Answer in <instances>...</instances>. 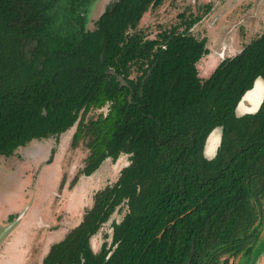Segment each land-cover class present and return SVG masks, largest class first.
Listing matches in <instances>:
<instances>
[{
	"label": "trees",
	"instance_id": "16d2710c",
	"mask_svg": "<svg viewBox=\"0 0 264 264\" xmlns=\"http://www.w3.org/2000/svg\"><path fill=\"white\" fill-rule=\"evenodd\" d=\"M78 1L0 0V156L58 140L75 125L71 147L83 143L88 155L73 184L108 158L130 156L42 264H229L251 256L264 218V102L242 117L236 108L264 80V30L202 79L197 65L208 41L191 29L203 15L183 12L150 38L139 25L164 0H113L92 30ZM89 112L96 115L86 119ZM218 127L221 144L208 159ZM123 210L95 252L92 238Z\"/></svg>",
	"mask_w": 264,
	"mask_h": 264
},
{
	"label": "rangeland",
	"instance_id": "374dc122",
	"mask_svg": "<svg viewBox=\"0 0 264 264\" xmlns=\"http://www.w3.org/2000/svg\"><path fill=\"white\" fill-rule=\"evenodd\" d=\"M112 1L94 0L88 29H94L96 20ZM208 3L213 9L192 30L195 36L208 41L209 54L198 63L202 79L263 32L264 0H164L148 11L139 25L150 38H155L161 28L178 23L183 11L202 14ZM95 115L96 112H89L85 117ZM76 128L77 125L58 140H35L11 157L0 156V264H42L50 246L82 221L85 210L93 206L96 191L115 183L120 171L129 165L127 154L116 161L108 158L91 176L82 175L73 184L88 155L83 143L78 148L71 147ZM124 214V210L114 213L92 238L95 252L105 240H110L106 235L112 234L113 221H121ZM229 264H264V218L252 255L241 254Z\"/></svg>",
	"mask_w": 264,
	"mask_h": 264
},
{
	"label": "water",
	"instance_id": "95a60500",
	"mask_svg": "<svg viewBox=\"0 0 264 264\" xmlns=\"http://www.w3.org/2000/svg\"><path fill=\"white\" fill-rule=\"evenodd\" d=\"M109 74H114L116 75L117 77V81L121 83V86H127V83L126 81L124 80V78L120 75H117L116 72H114L113 70H108L107 71ZM150 75V72L148 74V76ZM259 81H263V85H264V80L262 78H258L255 83H254V86L252 89L248 90L244 95L243 97L241 98L240 102L238 103L237 105V108H236V115L238 117H242L244 115H247V114H255L259 111V109L261 108L263 102H264V91H263V95H262V98H261V101L259 103H255L251 100V93L253 90H255L256 86H257V83ZM131 100V98H130ZM217 131L219 133V136H220V139H219V143L216 147V150L213 154H208L207 152V148H208V145H209V140L212 136V134ZM221 139H222V128L221 127H218L216 128L208 137L207 139V142H206V145H205V156L208 158V159H213L215 156H216V153H217V150H218V147L220 146L221 144ZM117 246H115L113 248V250L110 252L109 254V257L114 253V251L116 250ZM194 253V248L192 250V254L193 255Z\"/></svg>",
	"mask_w": 264,
	"mask_h": 264
},
{
	"label": "bare ground",
	"instance_id": "6f19581e",
	"mask_svg": "<svg viewBox=\"0 0 264 264\" xmlns=\"http://www.w3.org/2000/svg\"><path fill=\"white\" fill-rule=\"evenodd\" d=\"M263 91H264L263 81H259L257 83L255 90H253L251 93L252 96L251 100L255 103H259L261 101ZM219 139H220L219 133L215 131L209 140V145L207 148L208 154H213L215 152L216 147L219 143Z\"/></svg>",
	"mask_w": 264,
	"mask_h": 264
},
{
	"label": "flooded vegetation",
	"instance_id": "af4514ba",
	"mask_svg": "<svg viewBox=\"0 0 264 264\" xmlns=\"http://www.w3.org/2000/svg\"><path fill=\"white\" fill-rule=\"evenodd\" d=\"M93 2H94V0H79L78 1V3H77V5L79 6V9H78V12H80L81 13V15L82 16H84L85 17V19H86V27H87V21H88V18H89V14L91 13V10H93L92 9V4H93ZM208 4H211V3H208ZM208 4H206V5H208ZM206 5L204 6V9H205V11H206ZM212 5V4H211ZM213 9V5H212V8H211V10ZM211 10L208 12V13H210L211 12ZM204 11V12H205ZM183 12H187V11H183ZM182 12V13H183ZM202 13V14H198V15H194V14H192V13H188V14H192V15H194V16H200V15H203L204 17L208 14V13ZM100 17V16H99ZM179 17V16H178ZM204 17L202 18V20L204 19ZM201 20V21H202ZM201 21H199V22H201ZM198 22V23H199ZM198 23H196L195 25H197ZM194 25V26H195ZM194 26H193V28H194ZM193 28L191 29V32H192V30H193ZM193 33V32H192ZM199 38H205V37H199ZM208 43V42H207ZM208 55V54H207ZM206 56V55H205ZM204 56V57H205ZM203 57V58H204ZM202 58V59H203ZM201 59V60H202ZM200 60V61H201ZM224 60V59H223ZM198 66V65H197ZM127 83V82H126ZM129 98H131V97H129ZM64 134V133H63ZM68 234V233H67Z\"/></svg>",
	"mask_w": 264,
	"mask_h": 264
}]
</instances>
